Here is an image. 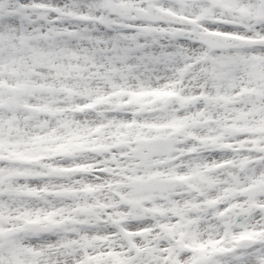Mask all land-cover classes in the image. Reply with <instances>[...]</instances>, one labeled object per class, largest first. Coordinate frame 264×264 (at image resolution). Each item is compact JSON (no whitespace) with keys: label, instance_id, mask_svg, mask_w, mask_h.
I'll list each match as a JSON object with an SVG mask.
<instances>
[{"label":"snow or ice","instance_id":"obj_1","mask_svg":"<svg viewBox=\"0 0 264 264\" xmlns=\"http://www.w3.org/2000/svg\"><path fill=\"white\" fill-rule=\"evenodd\" d=\"M0 264H264V0H0Z\"/></svg>","mask_w":264,"mask_h":264}]
</instances>
